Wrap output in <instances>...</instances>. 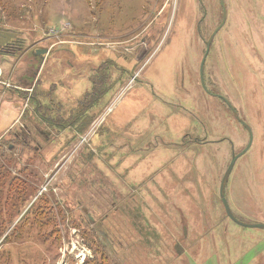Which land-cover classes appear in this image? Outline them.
<instances>
[{"label": "rangeland", "instance_id": "obj_1", "mask_svg": "<svg viewBox=\"0 0 264 264\" xmlns=\"http://www.w3.org/2000/svg\"><path fill=\"white\" fill-rule=\"evenodd\" d=\"M223 1L205 73L254 134L225 195L239 220L264 224V86L243 80L264 73V0ZM199 21L207 41L220 0H0V31L23 43L0 55V264H264V230L234 224L221 204L249 139L204 92ZM107 65L109 93L93 112L105 126L81 141L47 123L74 117ZM16 74L33 91L16 90ZM211 112L231 143H193Z\"/></svg>", "mask_w": 264, "mask_h": 264}, {"label": "flooded vegetation", "instance_id": "obj_2", "mask_svg": "<svg viewBox=\"0 0 264 264\" xmlns=\"http://www.w3.org/2000/svg\"><path fill=\"white\" fill-rule=\"evenodd\" d=\"M223 3H224V1H223ZM220 4H221V9H222V2H221V0H220ZM224 5H225V3H224ZM227 10V9H226ZM222 21H223V9H222ZM201 22L202 21H199V22H197V24L195 25V30H196V32L198 33V36L200 37V38H202V41H204V43H205V47H206V42H208L210 39H211V37H210V39H208L207 41H205V40H203L204 38H203V36H202V32H203V29H204V27L205 26H203L202 24H201ZM222 25V22H221V24H220V26ZM220 26L215 30V31H217L218 29H220L219 30V32L223 29V27L225 26H223L222 28H220ZM219 32L216 34V36L219 34ZM214 34V33H213ZM212 34V35H213ZM50 36H52V37H58V38H60L61 36L59 35V34H53V35H50ZM216 36H215V38H216ZM215 38H214V40H212V42H211V45H210V47H209V53H208V56H207V59H208V57H209V54H210V52L212 51V47H213V44H214V42H215ZM13 42V41H12ZM11 42V43H12ZM10 43V44H11ZM58 43H62V41H59ZM57 43V44H58ZM225 43V42H224ZM9 44V45H10ZM206 49V48H205ZM226 49H227V52H228V46H226ZM39 50V49H38ZM36 51L37 50H35V51H33V57H35V53H36ZM47 51V53H48V50H46ZM50 52V51H49ZM28 53V52H27ZM46 53V54H47ZM46 54L43 56L44 58H45V56H46ZM204 55H205V52H204ZM27 57H30V56H27ZM36 59H38L39 57L37 56V57H35ZM228 60V59H227ZM206 62H207V60H206ZM225 64H226V66H227V68L228 69H230V71L229 70H227V71H223L226 75L227 74H229V73H231V74H234V72H235V70H237L240 66H241V64H242V60H241V57H239V56H237V65L236 66H230L229 65V62L228 61H225ZM205 65H206V63H205ZM110 68V67H109ZM226 68V69H227ZM97 70V71H96ZM94 72H93V74L91 75V81H90V84L92 85L91 86V88H93V80H94V78L98 75V72L101 70V67L99 66V67H97V69H96ZM205 70H206V67L204 66V81H205V86H206V88H205V90H204V92L206 93V95L209 97V98H211V99H216V100H218L219 102H221L225 107H226V109H227V111H229L230 113H231V115L234 117V119L236 118L235 117V115H234V113H233V111H232V109L236 112V114H237V116L242 120V121H244L245 122V124L247 125V123H246V121L244 120V115L241 113V111L239 110V109H237L238 107L236 106L237 104H238V102L237 101H235V100H233V102H231V101H229L228 100V98H227V88L226 89H221V88H219V86L217 85V83H216V81H215V75H213V73L212 72H210V73H208V77H206V73H205ZM214 71H215V68H214ZM100 73V72H99ZM15 76H20V74H16ZM19 78H23V77H19ZM23 79H25V78H23ZM245 82H251L252 83V85L254 84V83H258V82H260V80L262 81V83H263V86H264V73L263 74H259V72H254V74L252 73L251 75H249L248 77H246V78H244L243 79ZM27 82V81H26ZM29 82H27V84H28ZM22 84H23V81H22ZM246 85V84H245ZM3 86H9V84L7 83H4V85ZM250 86V85H249ZM15 89L16 90H18V89H22V90H27V92H29L28 90H30V91H33V89L34 88H23V87H15ZM89 93H91V91H89V92H87L84 96H83V98H82V100L80 101V103L83 101V99H84V97L87 95V94H89ZM109 93V92H108ZM107 93V94H108ZM107 94L105 95V97L107 96ZM105 97L103 98V100L105 99ZM227 100V102H229V104L231 105V107H232V109L225 103V101ZM102 102V101H101ZM101 104H98V105H96L91 111H90V113H88L89 114V116H90V119H88V120H80V127H86V129L84 130V132L82 133V136L80 137V140L81 141H86L87 140V138H88V136H87V134L90 132V129L91 128H94V130H96V129H98L100 126H103L104 124L106 125V123H107V118H101L102 116H100V117H95L94 116V110L97 108V106H100ZM50 109H52L53 111H55V109H54V107H52V108H50ZM112 112H113V110H111V108L109 107L107 110H106V113L104 114V116H109V115H111L112 114ZM225 116L223 115V116H220V114L218 113V114H216V113H208V116H207V118L204 120V121H200V126L201 127H204L205 128V131H206V135H205V141H200L199 139H194V141H193V143L194 144H199V143H205L206 145H215V144H222V143H225V142H229V143H231L230 141H228V139H226L227 137H221V136H217L216 135V130L214 129L217 125H219V124H223L224 123V120H225V118H224ZM52 119L51 120H53V121H55V123H59V125L60 126H66L65 125V122L66 121H71L70 119H57V118H54V117H51ZM236 120V119H235ZM52 121V122H53ZM236 122L239 124V125H241V123L238 121V120H236ZM75 125H77V122H76V124ZM104 125V126H105ZM241 127L244 129V130H246V128L244 127V126H242L241 125ZM251 129V128H250ZM251 131H252V129H251ZM248 132V131H247ZM103 133H106L105 131L103 132ZM252 138H253V141H254V134H253V132H252ZM248 139H250V135H249V133H248ZM252 144H253V142H252ZM234 153V152H233ZM91 159H93V153H91ZM232 156H233V154H232ZM228 169V168H227ZM227 169H226V171H227ZM233 171H234V169H233ZM233 171H232V173H233ZM226 173V172H225ZM232 173H231V175H232ZM231 175H230V177H229V179H228V182H229V180H230V178H231ZM224 176H225V174H224ZM224 176H223V178H224ZM223 178H222V180H223ZM32 179H34V178H32ZM228 182H227V184H228ZM222 183V182H221ZM226 187H227V185H226ZM226 194V193H225ZM219 195H220V193H219ZM225 197H226V195H225ZM221 198V197H220ZM226 199H227V197H226ZM228 200V199H227ZM229 202V201H228ZM221 204H222V206H223V203H222V199H221ZM230 205V204H229ZM223 209H224V206H223ZM224 212H225V209H224ZM233 212V211H232ZM225 214H226V212H225ZM235 215V214H234ZM226 217L228 218V216L226 215ZM238 220H239V218L237 217V216H235ZM229 219V218H228ZM231 221V220H230ZM241 221V220H240ZM243 222V221H242ZM234 223V222H233Z\"/></svg>", "mask_w": 264, "mask_h": 264}, {"label": "water", "instance_id": "obj_3", "mask_svg": "<svg viewBox=\"0 0 264 264\" xmlns=\"http://www.w3.org/2000/svg\"><path fill=\"white\" fill-rule=\"evenodd\" d=\"M222 2V9H223V21H222V25L220 26V28H222L227 21V10H226V6L223 3V0H221ZM220 29H218L217 31L214 32V34L212 35L211 39L206 42V50H205V55L203 57L202 63H201V67H200V71H201V82L203 83L202 85H204V66L207 60V56L209 53V47L211 45L212 40H214L216 34L219 32ZM16 39H18V35L15 33H10V32H0V49L8 46L12 41H15ZM47 53L46 50H38L35 54L37 56H44ZM204 87V86H203ZM231 109L232 107L227 104ZM236 119L241 123L242 126H244L246 128V130L248 131L249 135H250V139H249V143L248 146L239 154H235L233 153L232 156V160L231 163L225 173V176L222 180L221 186H220V197L222 199V203L226 212V215L228 216V218L234 222L235 224H237L238 226H241L243 228H247V229H259V230H264V224H249V223H245L242 222L240 220H238L234 213L232 212V209L225 197V192H226V185L228 182V179L233 171V169L235 168V165L237 163V160L240 159L242 156L246 155V153H248V151L250 150V148L252 147V142H253V138H252V131L250 129V127L248 125L245 124L244 121H242L236 114V112L232 109ZM92 221V219H91Z\"/></svg>", "mask_w": 264, "mask_h": 264}, {"label": "trees", "instance_id": "obj_4", "mask_svg": "<svg viewBox=\"0 0 264 264\" xmlns=\"http://www.w3.org/2000/svg\"><path fill=\"white\" fill-rule=\"evenodd\" d=\"M0 32L3 33L4 31H0ZM22 45H23V43L20 41V39H16L10 45L1 48L0 49V55L1 56L14 57L19 51L23 50ZM109 67H108V65L102 67V68H104L103 74L99 73L100 71H102V68L98 72V75L93 80V88L91 90V93L87 94L84 97L83 101L81 103H79V107H78L76 115L74 117L70 118L71 121L65 122L66 126H60L59 123L57 124V123H55V121L52 122L51 118H50V120L47 121V123H50L51 125H54V126L61 127L62 129L67 128V127L76 128L77 133L82 134L84 132V130L86 129V127H80V120L90 119V116L88 113H90V111L103 100V98L105 97V95L109 91L108 90L109 83H108V77H107V71H108L107 68H109ZM25 79L28 81V78H25ZM76 122H77V125H75ZM16 136L18 138L21 137V136H19L18 133ZM34 179H35V176H34ZM30 183L35 188V186H38L39 181L33 180L32 182L30 181Z\"/></svg>", "mask_w": 264, "mask_h": 264}, {"label": "crops", "instance_id": "obj_5", "mask_svg": "<svg viewBox=\"0 0 264 264\" xmlns=\"http://www.w3.org/2000/svg\"><path fill=\"white\" fill-rule=\"evenodd\" d=\"M26 81H27L26 79H23V83L26 82ZM19 87H23L24 88L25 86H24V84H21V86H19Z\"/></svg>", "mask_w": 264, "mask_h": 264}, {"label": "bare ground", "instance_id": "obj_6", "mask_svg": "<svg viewBox=\"0 0 264 264\" xmlns=\"http://www.w3.org/2000/svg\"><path fill=\"white\" fill-rule=\"evenodd\" d=\"M242 157H243V156H242ZM238 160H239V159H238ZM238 160H237V161H238ZM227 201H228V200H227ZM228 203H229V202H228ZM234 224H235V223H234Z\"/></svg>", "mask_w": 264, "mask_h": 264}]
</instances>
